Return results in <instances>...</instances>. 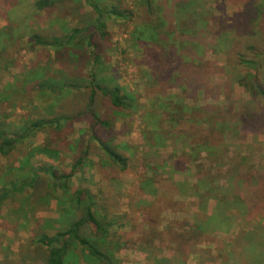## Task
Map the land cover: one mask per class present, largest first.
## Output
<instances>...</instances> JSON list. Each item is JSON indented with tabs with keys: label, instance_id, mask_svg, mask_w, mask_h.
<instances>
[{
	"label": "rangeland",
	"instance_id": "obj_1",
	"mask_svg": "<svg viewBox=\"0 0 264 264\" xmlns=\"http://www.w3.org/2000/svg\"><path fill=\"white\" fill-rule=\"evenodd\" d=\"M36 1L0 0V93L9 87L0 98V129L10 134L22 123L65 114L64 105L73 103L68 97L58 101L56 94L26 88L46 68L53 70L50 74L60 70L61 82L65 75V64L54 60L52 51L28 39L34 33L43 36L52 29L51 22L60 21V31L71 34L87 27L94 17L83 1L69 0L59 8L43 10L35 8ZM103 2L130 13L131 19L108 22L107 37H94L104 70L98 78L114 80L134 97L137 109L126 117H114L96 92L100 118L109 127L94 131L118 145L130 163L125 172L101 166L105 158L91 141L87 165L72 175L70 192L90 191L100 200L98 210L115 213L120 225L124 218L132 220L119 231L114 264H145V255L137 250L143 243L156 246L153 257L167 256L171 264H202L208 257L205 251L211 252L214 264H233L240 255L239 264H254L261 250L248 244V236L264 245V99L250 96L239 82L248 73H257L264 88V8L257 9L262 10L259 15L252 0H185L182 6L178 0H152L149 8L138 0ZM150 24H164L167 29L186 26L198 32L192 43L182 38L173 47L171 37L149 45L135 40L134 30ZM5 29L11 31L5 34ZM85 36H77L74 43H85ZM67 47L68 58L72 51ZM95 67L86 65L79 78H87ZM80 86L72 92L75 105L87 101L88 91ZM79 118L60 123L55 133L38 131L24 139V150L17 147L0 156V185L12 178L8 168H18L22 154L38 146L47 147L52 156L32 152L33 169L51 167L70 173L79 148L75 144L92 138V118ZM181 189L187 192L178 194ZM42 190L30 197L29 204L15 197L4 204L0 264H35L21 262L19 254L40 251L44 247L37 240L58 228L50 219L59 215L56 195ZM216 207L230 221L222 225L223 230L198 233L200 221ZM147 218H157L158 224ZM35 257L42 258L41 253Z\"/></svg>",
	"mask_w": 264,
	"mask_h": 264
},
{
	"label": "trees",
	"instance_id": "obj_2",
	"mask_svg": "<svg viewBox=\"0 0 264 264\" xmlns=\"http://www.w3.org/2000/svg\"><path fill=\"white\" fill-rule=\"evenodd\" d=\"M68 1L69 0H37L35 2V8L37 10L51 9L53 7L59 8L60 4H65ZM77 1H83V3L92 10L94 15V17L86 23L87 27L74 29L72 33L69 34V32L65 30L60 31V21L51 22L49 26L52 29L43 36L34 33L28 39L34 46L43 47L46 48L47 51H52L54 60L62 61L65 64V68L63 69L65 75L62 82L60 81V70L56 71L55 74H50L47 72H52L53 70L46 68V72H38L41 75L37 74L34 76L26 86L31 92L38 91L43 95L56 94L58 101H60V97L71 98L72 100L69 101L73 103L70 105L71 107H69V102L64 105L65 108L63 109L65 114H53L52 118H37L30 122L29 125L27 123H22L17 126L16 132L13 134L0 129V156L3 158L6 157L11 150L17 147H20V150H24L21 144L25 138L34 135L38 131L44 133H55L56 131H60V123H70L71 121L80 119L79 116L92 118L93 128L90 132L92 138L87 141L81 140V142L76 143L75 146L70 145L74 147L78 145L79 148L77 150V156L71 164L70 173L68 174H63L56 170L54 171L51 167H43L38 170L32 168L29 162L32 152H37L39 154L43 153L46 154L47 157H51L52 155L47 147L38 146L32 148L29 152H24V154H22L23 158L18 163V168H8L7 170L8 173L12 174V178L2 182L0 185V219L2 218V208L8 200L15 197L17 202L20 200L19 203L21 204H29L30 197H37V193H43L45 191L42 189H48L51 194L56 195L54 196V201L59 211V218H63L61 222H59V225L61 223V226L64 227V231L58 232L52 237L44 236L37 240L36 243L44 247L43 249L40 248L41 257L44 259L42 264H68L73 257H81L82 259L83 256L90 264H114L115 253H117L120 247L119 231L124 225L119 224L120 218L115 217V213L110 212L108 214L107 212L99 211V198L91 194L88 190L78 189L71 193L72 186L70 184V179L72 175L82 171L83 167L87 165V155L89 153V144L91 141L96 142L98 149L105 158L104 161L101 160V166L105 167L111 165L112 168H115L119 172H125L129 168L130 162L119 152V146L113 144L111 140L104 136L97 135L94 131L95 127H100L103 130L109 127L108 122L100 118L97 107L99 100L97 102L96 92H98L99 96L103 99V102L108 104L109 110L114 114V117H126L130 113L135 112L137 107L134 97L113 82L114 80L111 78L109 80L107 78L99 80V75L104 72L100 61L101 49L98 44L93 42V39L94 37L105 39L107 37L106 25L108 22L114 23L119 18L131 19V15L120 8L107 7L103 4V0ZM138 1L140 4H144V6L146 5V7L149 8L152 0ZM178 1L179 6H182L185 2V0ZM252 3V7L256 11L257 9H262V7L264 8V0H252ZM149 10L151 9H148V11ZM257 13L260 15L262 10H258ZM163 25L164 24H159L152 27L150 24L144 25L141 28L137 27L133 32V36L135 40H142V42L147 45L154 42L159 44V39L171 37L174 38L171 39L173 40L171 41L172 47L175 44L174 42L177 40L181 41L182 38L191 43L196 39V35L193 36V34L198 32V30L194 31V28L188 29V27L182 26L180 28L167 29ZM205 26V24L202 25V27ZM10 31L11 30L5 29L3 32L7 34ZM136 33L138 34L136 35ZM85 34V43H83V41H81V43H74L73 39L77 36L78 38H82ZM184 34L186 36H184ZM65 47L72 51L70 57H68L69 60L65 55ZM252 48L253 47L249 46L248 50H252ZM1 50L2 53L5 51V46L3 44H1ZM86 65H95L96 67L90 70L87 78L81 79L79 78L80 72ZM260 77V74L248 73L244 78L241 77L242 79L239 84L247 90L250 96L264 99V88ZM80 85H83L85 92L88 91V97L87 101L83 102V104L75 105L76 97L72 95V92L73 90H79L81 87ZM8 89L9 87L3 89V93H0V98L5 97ZM55 107L56 106L53 108L55 109ZM58 108L61 109L60 107ZM50 112H53L52 108ZM26 167H28L29 170H25L27 169ZM29 172L31 174H29ZM40 173H44L45 177L40 178ZM173 185L175 188H178V184L175 183ZM186 192L187 190L181 189L178 194H185ZM151 194L155 196L156 193L153 191ZM102 209H106L105 206H103ZM72 212H75V215L73 213V217L71 218L70 215ZM61 213H63V215L60 217ZM78 213L80 214L78 215ZM149 219L151 218H147L146 221H158L157 218H155V220ZM228 220L229 218H224L219 208L216 207L209 218H204L203 221H200L198 233H202V230H223L222 225L230 221ZM248 237V244L251 246L253 245L257 251L261 250L257 252L258 259L254 260V264H264V256H262L264 245L255 243L253 236ZM155 249L156 246L148 243L140 244L137 247L138 252L145 255V264H171L170 262L172 259H169L167 256H163L161 259H158V257L154 258L153 253L157 252ZM192 252L197 253L198 251L194 249ZM205 253L208 254V257L202 261V264H214L213 260L215 258L209 255L211 252L205 251ZM240 259L241 255L236 261L234 260L235 262H233V264H239Z\"/></svg>",
	"mask_w": 264,
	"mask_h": 264
},
{
	"label": "crops",
	"instance_id": "obj_3",
	"mask_svg": "<svg viewBox=\"0 0 264 264\" xmlns=\"http://www.w3.org/2000/svg\"><path fill=\"white\" fill-rule=\"evenodd\" d=\"M90 192V191H89ZM92 194V193H91ZM94 195V194H93ZM57 215H58V212H57ZM50 219H54L53 220V223H56L57 224V222H58V228L57 229H55V228H52V229H50L52 232H53V234H48V235H46V236H49V237H52L54 234H56V233H58V232H61V231H64V227H62L61 226V223H60V225H59V222H61V220L63 219V218H59V215H58V218H50ZM58 220H60V221H58ZM132 220L130 219V218H124V220H123V223H124V227L127 225V224H132V222H131ZM123 225V224H122ZM123 229V228H122ZM32 236H34V233L30 230L29 231V238L31 239L32 238ZM33 239H31L30 241H29V243L30 244H33L34 243V241H32ZM28 245V248L29 249H33V246L32 247H30L29 246V244H27ZM27 247V246H26ZM43 249V248H42ZM37 250V248H35V249H33V250H31L30 252H28L27 251V253L25 254V255H21V254H19V256H20V258H21V262H29V263H35V264H42L43 263V257L42 258H40V259H38L37 257H35V253H41V250H40V248H39V250L40 251H36ZM73 253H75V252H73ZM79 256V255H78ZM115 256H116V253H115ZM83 260H85V262H88L87 261V259L86 258H84V256L82 257V259H81V257H73L71 260H70V263H68V264H87V263H83ZM114 260H115V258H114ZM89 263V262H88ZM90 264V263H89Z\"/></svg>",
	"mask_w": 264,
	"mask_h": 264
}]
</instances>
